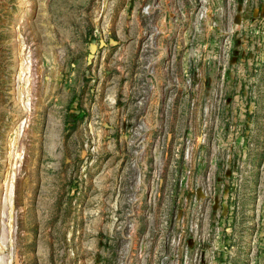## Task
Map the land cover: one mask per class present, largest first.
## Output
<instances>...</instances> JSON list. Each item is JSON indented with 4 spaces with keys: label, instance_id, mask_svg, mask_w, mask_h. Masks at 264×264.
<instances>
[{
    "label": "rangeland",
    "instance_id": "obj_1",
    "mask_svg": "<svg viewBox=\"0 0 264 264\" xmlns=\"http://www.w3.org/2000/svg\"><path fill=\"white\" fill-rule=\"evenodd\" d=\"M0 264H264V0H0Z\"/></svg>",
    "mask_w": 264,
    "mask_h": 264
}]
</instances>
